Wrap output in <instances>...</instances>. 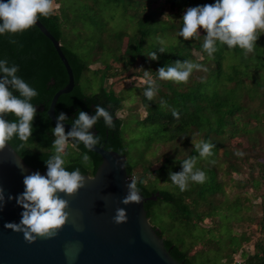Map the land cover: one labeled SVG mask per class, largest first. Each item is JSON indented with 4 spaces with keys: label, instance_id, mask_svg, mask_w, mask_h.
I'll use <instances>...</instances> for the list:
<instances>
[{
    "label": "trees",
    "instance_id": "1",
    "mask_svg": "<svg viewBox=\"0 0 264 264\" xmlns=\"http://www.w3.org/2000/svg\"><path fill=\"white\" fill-rule=\"evenodd\" d=\"M55 1L60 6L39 21L60 42L74 77L73 89L56 102L55 117L64 113L68 118L65 123L72 125L78 111L94 115L97 105L108 109L115 127L108 129L101 118L90 131L101 138L97 146L126 156V172L130 178H137V187L144 197L159 194L156 200L144 203L148 218L157 203H168L182 222L223 237L224 244L215 248L221 252L222 259L231 261L234 255L233 259H241L239 264H264V33L257 39L254 52L248 55L238 46L229 49L218 42L217 51L209 57L202 49L203 29H200L199 40H184L177 33L182 27L183 11L215 0H83L86 10L75 18L73 11L70 14L63 5L65 0ZM86 12L90 13V21ZM10 40L17 43H10ZM92 40L94 46H91ZM87 42L92 48L88 53H96L94 64L98 65L99 61L104 65L102 69L96 66L93 70L84 59ZM160 48L164 49L163 53L159 52ZM150 52H156L158 59L151 60ZM0 59L17 65V75L38 93L31 101L36 108L32 135L16 153L28 166L47 170L45 160L54 152L55 138L51 130L55 124L46 111L53 95L68 83L64 65L52 43L36 26L15 35H0ZM176 60H192L206 70H194L187 83L158 81L157 95L147 100L141 69L155 76L158 68ZM117 77L133 82L142 79L135 89L145 116L137 115V120L139 125L151 130V134L145 147L135 152L134 160L121 134L123 121L118 114L122 110V100L114 89L104 86L106 79ZM94 78L99 79V88L96 93L89 94L86 87H91ZM162 101L164 106H161ZM5 119L15 121L16 118L8 114ZM201 140L215 145L212 156L199 158L194 143ZM20 143L14 139L10 145L15 149ZM166 144H172L173 153L163 155L158 162L157 158L153 160L156 155L153 149ZM67 150L66 170L79 168L83 175L93 176L101 163L100 156L89 152L82 143L78 148L69 143ZM237 151L245 155L237 156ZM84 153L90 157L87 164L82 160ZM190 156L198 157L196 167L206 173L207 179L181 191L170 181L169 171H181L180 162ZM157 163L159 166L153 168ZM231 174L245 177L232 181ZM225 180L241 188L243 193L234 200L229 199ZM246 194L249 196L244 197ZM250 197L261 198L260 216L255 222L263 240H256L253 250L247 252L241 247L249 241L250 235L233 232L230 222L243 219L242 211L248 208L243 200L249 202ZM223 219L227 221L226 233L222 232ZM248 219L250 221V217ZM205 223L213 226L205 229L201 226ZM157 233L163 238L159 229ZM211 236L217 239L216 235ZM164 245L178 263L193 264L197 251L190 253V248L184 250L169 238H164Z\"/></svg>",
    "mask_w": 264,
    "mask_h": 264
},
{
    "label": "clouds",
    "instance_id": "2",
    "mask_svg": "<svg viewBox=\"0 0 264 264\" xmlns=\"http://www.w3.org/2000/svg\"><path fill=\"white\" fill-rule=\"evenodd\" d=\"M58 7L55 0H0V35H15L30 29L40 17H49ZM180 22L182 27L177 36L184 40H199L200 29H203L205 35L202 49L209 57L217 51L218 42L229 49L238 46L248 55L254 52L257 39L264 33V0H215L211 4L187 8ZM10 43L15 44L17 41L10 40ZM159 52L163 53L164 49L160 48ZM148 57L151 60L158 59L156 52H150ZM141 70L146 85L144 96L151 101L158 93V81L187 83L194 70L206 69L192 60H176L166 67L158 68L155 76L148 70ZM18 71L17 65H9L7 59H0V150L18 139L21 143L13 149L14 152H19L30 140L32 122L36 115V108L31 101L38 95L30 84L17 75ZM161 106H164L163 101ZM8 114L14 115L15 121L5 119ZM173 115L177 116L175 112ZM101 118L108 129L115 127L112 113L99 105L94 115L78 111L71 130L67 132L64 128L67 116L64 113L57 116V123L51 130L55 138L52 143L54 152L45 160L46 175L37 171L24 177V192L15 197L16 203L23 209L21 219L19 223H4V228L23 233L28 243H33L37 237L51 239L58 234L69 219V201L60 194L74 196L85 186V177L79 168L66 170L68 145L71 143L72 147L78 148L82 143L89 152L93 151L100 144L101 138L90 130ZM194 147L199 158H208L213 155L215 145L201 140L195 142ZM235 154L241 157L245 155L241 151ZM197 159V156H190L180 162L181 171H169L170 181L181 191L188 190L192 183L202 184L206 181V173L196 167ZM82 160L85 164L90 160L87 153L82 155ZM210 163L214 164L215 161ZM126 187L127 194L120 202L125 205L139 204L142 197L137 187V178H131ZM8 199L13 197L9 196ZM4 203V191L0 187V210ZM113 221L116 224L126 223V210L117 208Z\"/></svg>",
    "mask_w": 264,
    "mask_h": 264
},
{
    "label": "water",
    "instance_id": "3",
    "mask_svg": "<svg viewBox=\"0 0 264 264\" xmlns=\"http://www.w3.org/2000/svg\"><path fill=\"white\" fill-rule=\"evenodd\" d=\"M35 26L52 43L68 76V83L53 95L46 111L56 125V102L73 89L74 77L60 42L39 20ZM71 126L64 122L65 131L71 130ZM92 152L101 158L93 176L82 174L85 186L74 196L60 194L69 201L66 224L54 238L37 237L28 243L23 233L3 225L19 223L21 219L23 209L15 197L24 192V177L37 171L46 175L47 170L28 166L10 144L0 150V187L5 199L0 210V264H180L169 255L164 238L151 226L144 209V203L156 200L159 194L146 198L140 193L139 204H122L131 180L126 172V156L103 146H96ZM9 196L13 199L9 200ZM117 208L126 210V223H114Z\"/></svg>",
    "mask_w": 264,
    "mask_h": 264
},
{
    "label": "rangeland",
    "instance_id": "4",
    "mask_svg": "<svg viewBox=\"0 0 264 264\" xmlns=\"http://www.w3.org/2000/svg\"><path fill=\"white\" fill-rule=\"evenodd\" d=\"M55 5L60 6V3L55 1ZM63 5L66 7L70 14V11H73V18L78 15H82V13L86 10V7L83 6H86L83 0L79 1V3H77L75 0H65L63 2ZM183 13L185 12L183 11ZM85 14L88 16L86 17L90 21V13L88 14V12H86ZM81 23L83 22L81 21ZM86 45V52H84L83 54L84 59H86V62L89 63L90 67L93 70L94 68H96V66H99V68L102 69L104 65H102L99 61L98 65L94 64V61L97 58L96 53H88V50H91L92 48L90 47L88 42L86 43ZM91 46H94L93 40L91 41ZM100 56L102 57L103 55L100 54ZM139 81L142 82V79H139ZM139 81L133 82L132 79L125 80V77H117L115 79H106V81L104 82V86L114 89V91L117 92V95L122 100V110L121 112H119L118 117L123 121L121 126V134L129 150L132 152L131 160H134L136 158L135 152L137 150L145 147L147 139L151 134V130H149L145 126L142 127L141 125H139L137 120V115H139L140 118H143L145 116L144 110L138 103L139 93L135 89L137 86L141 85ZM82 85L86 87V83L83 80ZM90 85V88L88 86L86 87L87 93H96L99 88V79H92ZM155 149L156 148H154L153 150L155 151L156 155H154L152 158L153 160L157 158L156 162L162 160L163 155L165 156L166 154H171L174 150L172 144H166L157 148L156 150ZM159 163L153 165V168H157L159 166ZM231 175L233 178L232 181L234 179L243 180V178L245 177V175L243 174ZM225 187L227 190V196L231 200H234L237 195L243 193V190L239 187H235L231 181L226 182L225 180ZM245 196H249V194L244 195V197ZM216 199H219V197L217 196ZM260 201L261 198L259 197H256L255 199L250 197L249 202H246L244 198L243 204L245 207H248L247 210L242 211V215H244L245 217L242 216L243 219H241V221L235 222L232 220L230 222L233 232L246 233L250 235L249 241L244 243L241 247L243 251L249 252V249L252 251L254 242L256 240H259V238L263 240V236L262 234H260L255 222V220L259 219L260 216ZM231 211L234 213L235 209H231ZM248 217H250V221ZM149 222L151 226L155 227L157 230L159 229L163 233V238L171 239L175 244L180 245L184 250L190 248V253L197 251L194 254L193 264H239L241 262L240 258L234 257L233 259L234 255L232 256L231 261L222 259L221 252L216 250L215 248L220 244H224L223 237L220 236L219 233L214 234L202 232L200 231L201 227L182 222L180 218H177L173 214L172 207L168 203H157L151 211ZM223 222L224 225L222 227V232L226 233L228 230L226 219H223ZM201 226L205 229H209V227L213 226V224L211 223V225H208V223H205V225ZM214 227L216 228V226ZM211 235H216L217 239H214Z\"/></svg>",
    "mask_w": 264,
    "mask_h": 264
}]
</instances>
